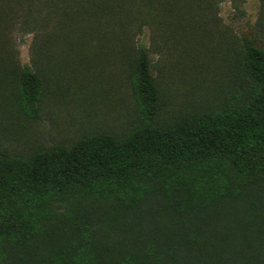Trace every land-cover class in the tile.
Instances as JSON below:
<instances>
[{
    "label": "trees",
    "instance_id": "obj_1",
    "mask_svg": "<svg viewBox=\"0 0 264 264\" xmlns=\"http://www.w3.org/2000/svg\"><path fill=\"white\" fill-rule=\"evenodd\" d=\"M122 1L26 0L21 28L87 42L105 35ZM137 1L139 15L156 19L185 0ZM12 2L0 0V20ZM53 13L61 19L52 26ZM49 35L38 40L43 52ZM259 41L253 29L241 30L245 83L236 99L162 120L150 49L139 38L130 78L137 116L127 130L87 133L30 155L0 149V264H264ZM1 71L9 63L0 60ZM13 74L20 111L38 120L42 72L25 64Z\"/></svg>",
    "mask_w": 264,
    "mask_h": 264
},
{
    "label": "rangeland",
    "instance_id": "obj_2",
    "mask_svg": "<svg viewBox=\"0 0 264 264\" xmlns=\"http://www.w3.org/2000/svg\"><path fill=\"white\" fill-rule=\"evenodd\" d=\"M235 2L246 12L242 19ZM25 5L26 0H13L8 17L0 20L5 45L0 60L10 65L9 72H0V149L10 155H30L54 144L69 146L96 131L127 130L137 116L130 78L139 38L150 49L162 120L215 108L243 92L241 30L253 29L264 48V0L172 1L170 11L156 19L139 15L137 0H123L122 9L108 17L105 35L75 43V38L68 40L50 28L52 43L44 52L38 40L50 35L38 37L21 28ZM59 19L53 13L48 22L53 26ZM108 19L101 21L103 26ZM25 64L40 70L45 82L38 120L25 116L15 100L11 79Z\"/></svg>",
    "mask_w": 264,
    "mask_h": 264
}]
</instances>
